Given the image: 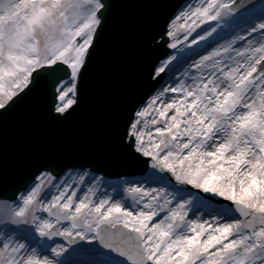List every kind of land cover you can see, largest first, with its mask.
Returning a JSON list of instances; mask_svg holds the SVG:
<instances>
[{"label":"snow or ice","instance_id":"1","mask_svg":"<svg viewBox=\"0 0 264 264\" xmlns=\"http://www.w3.org/2000/svg\"><path fill=\"white\" fill-rule=\"evenodd\" d=\"M142 6L165 5L0 0V147L10 119L35 133L0 217V264H264V0L125 20ZM133 53L151 84L140 97L134 79L112 87ZM93 84L110 98L100 139L141 175L110 181L52 150Z\"/></svg>","mask_w":264,"mask_h":264},{"label":"water","instance_id":"2","mask_svg":"<svg viewBox=\"0 0 264 264\" xmlns=\"http://www.w3.org/2000/svg\"><path fill=\"white\" fill-rule=\"evenodd\" d=\"M183 1L185 0H164L163 8L149 6L130 8L125 10L123 16L133 25L155 24ZM161 52L162 50H155L150 53V56H158L162 60L165 56L161 55ZM141 59L138 54L133 53L128 66L118 70L112 84L114 91L119 92L126 79H134L137 97L144 96L146 93L150 94L151 84L138 74ZM109 99L105 91L93 84L86 100L88 111L78 113L71 121L50 134L55 138L52 150L63 160H89L107 174L139 173L132 162L114 152L99 137L95 114L104 109ZM34 135L35 133L28 130L23 122L10 119L4 134L3 146L0 147V152L3 153V161H0V194L9 193L11 195L21 188L22 176L27 171L22 163L27 151L25 141Z\"/></svg>","mask_w":264,"mask_h":264},{"label":"rangeland","instance_id":"3","mask_svg":"<svg viewBox=\"0 0 264 264\" xmlns=\"http://www.w3.org/2000/svg\"><path fill=\"white\" fill-rule=\"evenodd\" d=\"M191 2V1H190ZM201 27H203V25H201ZM182 38V37H181ZM192 37H189V39H191ZM171 43V41H170ZM167 71V70H166ZM180 72H177V74L175 76H179ZM168 85H172L173 87L175 86L172 81L170 80V82H167V84L165 85V87H167ZM110 180V179H108ZM116 179H111L110 181H115ZM104 189L102 188L101 191H103ZM13 208V202L10 203H6V202H2L0 201V217H2L5 213L11 211Z\"/></svg>","mask_w":264,"mask_h":264}]
</instances>
